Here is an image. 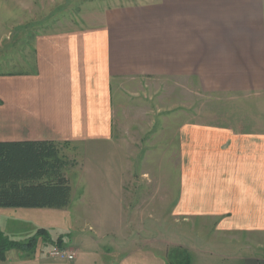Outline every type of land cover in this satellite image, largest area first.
Returning <instances> with one entry per match:
<instances>
[{"label": "crops", "instance_id": "0c3cea01", "mask_svg": "<svg viewBox=\"0 0 264 264\" xmlns=\"http://www.w3.org/2000/svg\"><path fill=\"white\" fill-rule=\"evenodd\" d=\"M0 15L22 25L23 41L15 58L6 48L1 60L0 141L116 145L114 88H144L158 77L208 94L256 96L255 111L247 105L236 122L177 115L169 215L183 227L149 257L167 264L179 247L189 264H264V0H0ZM152 182L168 200L167 179ZM66 247L74 260L46 264H99L104 256L81 258ZM39 260L17 255L0 264Z\"/></svg>", "mask_w": 264, "mask_h": 264}, {"label": "rangeland", "instance_id": "374dc122", "mask_svg": "<svg viewBox=\"0 0 264 264\" xmlns=\"http://www.w3.org/2000/svg\"><path fill=\"white\" fill-rule=\"evenodd\" d=\"M21 26L3 24L0 15V71L7 51L15 58L23 46L17 39ZM147 82L144 88L139 84L114 88L112 129L118 144L95 141L60 147L67 161L64 173L73 190L69 206L0 208V230L8 239L36 238L34 252L12 248L5 259L19 255L39 258L43 264L59 263L62 260L50 256L49 249L61 237L64 248L69 249L66 244L77 247L81 258L96 257L95 252H101L104 256L97 257L99 264L102 260L155 264L149 252L159 251L162 242L176 240L183 226L169 212L177 191L173 135L177 115L183 111L202 123L227 124L240 121L247 105L254 112L257 98L203 93L185 79L162 81L158 77ZM262 103L260 110H264ZM162 115L170 119L161 120ZM252 124L248 121L245 127ZM163 177L174 187L168 200L162 199L161 192L155 194L160 185L148 183ZM89 237L97 243H88Z\"/></svg>", "mask_w": 264, "mask_h": 264}, {"label": "trees", "instance_id": "16d2710c", "mask_svg": "<svg viewBox=\"0 0 264 264\" xmlns=\"http://www.w3.org/2000/svg\"><path fill=\"white\" fill-rule=\"evenodd\" d=\"M61 146L53 140L0 141V207L67 206L71 186L64 173L67 161L61 154ZM35 242V237L11 240L0 231V260L12 248L34 252ZM52 244L64 247L61 237ZM167 258V264L190 262L189 253L179 247L171 249Z\"/></svg>", "mask_w": 264, "mask_h": 264}, {"label": "built area", "instance_id": "2783aa9c", "mask_svg": "<svg viewBox=\"0 0 264 264\" xmlns=\"http://www.w3.org/2000/svg\"><path fill=\"white\" fill-rule=\"evenodd\" d=\"M49 255L61 260L72 261L75 259V252L71 249L61 248L57 245H53L49 249Z\"/></svg>", "mask_w": 264, "mask_h": 264}]
</instances>
